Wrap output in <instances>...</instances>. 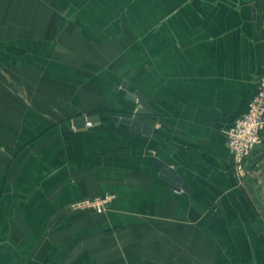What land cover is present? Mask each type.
Instances as JSON below:
<instances>
[{
	"label": "crops",
	"instance_id": "crops-1",
	"mask_svg": "<svg viewBox=\"0 0 264 264\" xmlns=\"http://www.w3.org/2000/svg\"><path fill=\"white\" fill-rule=\"evenodd\" d=\"M263 75L264 0H0V264H264V129L243 173L226 132Z\"/></svg>",
	"mask_w": 264,
	"mask_h": 264
},
{
	"label": "built area",
	"instance_id": "built-area-1",
	"mask_svg": "<svg viewBox=\"0 0 264 264\" xmlns=\"http://www.w3.org/2000/svg\"><path fill=\"white\" fill-rule=\"evenodd\" d=\"M93 122L87 120L84 128L92 127ZM74 131L80 128L74 126ZM264 129V75L258 80L257 90L246 111L239 115L226 130L227 147L234 158L235 169L243 173L247 159L253 151L263 144L262 131ZM116 198L114 193H105L94 197H85L75 200L72 208L105 212L110 203Z\"/></svg>",
	"mask_w": 264,
	"mask_h": 264
},
{
	"label": "water",
	"instance_id": "water-1",
	"mask_svg": "<svg viewBox=\"0 0 264 264\" xmlns=\"http://www.w3.org/2000/svg\"><path fill=\"white\" fill-rule=\"evenodd\" d=\"M253 7L255 8V5H253ZM130 96L135 98L138 102V108H137L138 113H141V114L150 113L151 108H150L149 104L147 103L145 98L138 91H136L134 93H130ZM97 117L98 116L93 115V116H89L88 119L95 121V120H97ZM115 120L120 121V122L125 123V124H130L132 130L135 132H140L142 129L146 130V131H148V130L151 131V129H152V128H150V126L143 124L141 121L136 120V119H131L129 117H118L117 116V117H115ZM161 164H162V168H161V172H160V177L169 181L173 187L181 188L184 190L189 189V185L186 183V181H184L177 174L176 168L169 166L165 162H161Z\"/></svg>",
	"mask_w": 264,
	"mask_h": 264
}]
</instances>
